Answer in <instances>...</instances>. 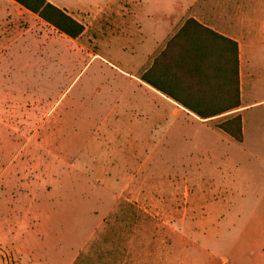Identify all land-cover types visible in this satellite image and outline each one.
I'll return each instance as SVG.
<instances>
[{"label":"rangeland","instance_id":"obj_1","mask_svg":"<svg viewBox=\"0 0 264 264\" xmlns=\"http://www.w3.org/2000/svg\"><path fill=\"white\" fill-rule=\"evenodd\" d=\"M50 1L80 36L0 0V264L255 263L264 120L242 143L217 126L230 115L144 110L145 85L116 67L130 56L116 1ZM231 1L248 7L264 99V0Z\"/></svg>","mask_w":264,"mask_h":264},{"label":"crops","instance_id":"obj_2","mask_svg":"<svg viewBox=\"0 0 264 264\" xmlns=\"http://www.w3.org/2000/svg\"><path fill=\"white\" fill-rule=\"evenodd\" d=\"M114 1L121 12L120 22L126 25L120 40L126 43L130 54L127 59L118 60L116 67L127 68L122 72L145 85L144 94L151 100H145L144 110L172 112L175 125H184L186 112L201 123L240 114L243 138L238 142L243 143L247 134L255 137L259 134L264 110L255 108L263 105L264 99L256 100L252 96L259 76L253 70L250 56L254 50L248 38L252 23L248 7L242 4L233 8L232 1L226 0L221 4H216V0ZM190 18L211 31L196 23L184 28ZM253 21L261 26L259 34L264 41V16ZM233 40L238 43L239 51L240 105L235 108L231 107ZM147 71L169 93L142 80L141 75ZM183 101L194 105V110L222 112L201 118ZM257 201L255 212L245 217L247 222L260 224L261 229L256 241L257 260L251 264H264V197ZM35 254L44 258L42 252Z\"/></svg>","mask_w":264,"mask_h":264},{"label":"trees","instance_id":"obj_3","mask_svg":"<svg viewBox=\"0 0 264 264\" xmlns=\"http://www.w3.org/2000/svg\"><path fill=\"white\" fill-rule=\"evenodd\" d=\"M16 2L23 5L26 9L36 13L40 18L45 20L46 22L53 25L58 31L66 34L71 38H77L80 36L85 27L82 22L74 18L68 11L53 3L50 0H15ZM196 23L201 28L205 30L211 31L209 28H206L198 23V21L190 18L186 21L184 28H187L189 24ZM232 42V96H231V107L235 108L240 105V87H239V51H238V43L233 40ZM151 71H147L142 74V80L154 85L158 89L169 93L167 89L159 84H157L154 80H152ZM184 105L190 107L194 113H196L201 118H208L212 115H216L221 113L222 111L215 110H194L196 109L194 105L190 102L183 101ZM194 108V109H193ZM217 126L222 129L224 132L228 133L232 138L236 141H240L243 138L242 131V118L240 114H233L225 118L223 121L219 122Z\"/></svg>","mask_w":264,"mask_h":264}]
</instances>
